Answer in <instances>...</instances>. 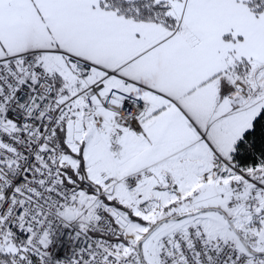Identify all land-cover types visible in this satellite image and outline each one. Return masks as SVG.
<instances>
[{
	"label": "snow or ice",
	"instance_id": "obj_1",
	"mask_svg": "<svg viewBox=\"0 0 264 264\" xmlns=\"http://www.w3.org/2000/svg\"><path fill=\"white\" fill-rule=\"evenodd\" d=\"M0 264H264V0H0Z\"/></svg>",
	"mask_w": 264,
	"mask_h": 264
}]
</instances>
